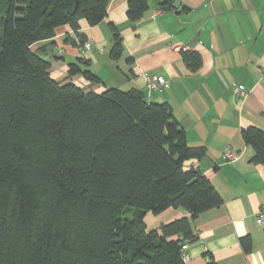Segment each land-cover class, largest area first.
Returning <instances> with one entry per match:
<instances>
[{"label": "trees", "instance_id": "1", "mask_svg": "<svg viewBox=\"0 0 264 264\" xmlns=\"http://www.w3.org/2000/svg\"><path fill=\"white\" fill-rule=\"evenodd\" d=\"M108 4L0 0V264H186L190 218L149 229L146 214L184 208L194 219L223 204L203 171L186 167L207 147L188 143L169 103L137 87L98 93L61 84L33 48L59 26L99 24ZM148 9L149 0H128L131 21ZM112 30L118 59L123 40ZM182 55L192 71L201 67L199 52ZM79 73L99 81L71 64L69 76ZM241 134L255 151L251 161L264 165V129ZM241 243L250 250V236Z\"/></svg>", "mask_w": 264, "mask_h": 264}, {"label": "crops", "instance_id": "2", "mask_svg": "<svg viewBox=\"0 0 264 264\" xmlns=\"http://www.w3.org/2000/svg\"><path fill=\"white\" fill-rule=\"evenodd\" d=\"M127 10L128 0H109L99 24L83 20L78 32L59 26L54 37L33 48L51 63L50 74L61 84L71 81L98 93L137 87L149 101L169 103L188 143L207 147L202 159L185 164L203 171L223 204L194 219L184 208L145 216L149 229L190 218L194 239L186 264H264V223L257 222L264 209V165L251 161L255 151L241 134L249 125L264 129V0H149L137 21ZM112 25L123 40L118 59L111 57ZM79 35L93 41L85 54ZM183 51L201 54L197 71L187 66ZM71 64L91 70L99 81L69 76ZM144 74L159 75L169 85L149 91ZM236 83L245 85L247 96L234 95ZM227 149L237 153L234 161L225 158ZM244 236L251 238L249 251L241 243Z\"/></svg>", "mask_w": 264, "mask_h": 264}, {"label": "built area", "instance_id": "3", "mask_svg": "<svg viewBox=\"0 0 264 264\" xmlns=\"http://www.w3.org/2000/svg\"><path fill=\"white\" fill-rule=\"evenodd\" d=\"M93 46L92 40H86L81 46V53H87ZM184 50H187L188 47H183ZM144 79L146 83V88L149 91H158L163 87H167L169 83L167 81H163L161 76L156 74H144ZM234 95L245 97L247 96L248 89L242 83H236L233 87ZM225 158L229 161H234L237 158V153L232 149H227L225 152ZM258 223H264V209H261L259 215L257 217ZM191 239L184 238L181 245V256L182 260L186 263L190 259L189 247H190Z\"/></svg>", "mask_w": 264, "mask_h": 264}, {"label": "rangeland", "instance_id": "4", "mask_svg": "<svg viewBox=\"0 0 264 264\" xmlns=\"http://www.w3.org/2000/svg\"><path fill=\"white\" fill-rule=\"evenodd\" d=\"M133 209V208H132ZM134 210V209H133Z\"/></svg>", "mask_w": 264, "mask_h": 264}]
</instances>
